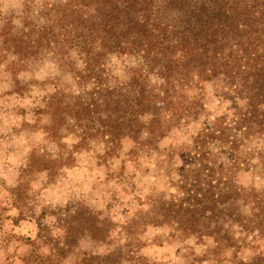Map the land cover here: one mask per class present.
I'll list each match as a JSON object with an SVG mask.
<instances>
[{
  "label": "trees",
  "instance_id": "trees-1",
  "mask_svg": "<svg viewBox=\"0 0 264 264\" xmlns=\"http://www.w3.org/2000/svg\"><path fill=\"white\" fill-rule=\"evenodd\" d=\"M44 48L77 87L64 88L55 81L43 104L50 116L48 136L57 139L59 128L73 129L77 142L72 147L99 141L105 156L116 154L122 139L132 142L129 156L156 148L173 129L205 113L200 94L191 90L201 91L205 82L217 83L222 110L211 119L207 115L177 150L168 148L165 162L174 174L164 175L170 177L173 190L151 192L146 208L140 206L145 198L139 197L124 226L129 235L156 225L198 241L209 234L215 243L213 255L235 249L236 233L264 236V0L44 3L35 17L22 20V27L11 20L0 26V61L12 56L6 68L16 91L17 74L32 68ZM69 49L76 50L75 57L67 55ZM111 55L137 58L124 80L111 81L106 65ZM150 74L159 81L152 82ZM155 105L160 114L153 112ZM176 156L180 163L173 166ZM254 161L262 179L259 188L239 180L240 171L256 168ZM49 163L32 149L24 171ZM24 183L18 181L11 190L20 211L15 223L25 219L23 211L28 210L30 218L35 215L24 206ZM37 223L40 232L35 237L49 245V253H40L36 239L25 236L31 248L21 264H54V258L65 257L82 236L97 241L111 237L112 222L83 204L57 226L61 235L56 239L50 232L42 234ZM123 259L154 264L117 249L82 252L76 264H121ZM233 264H264V253L247 260L234 257Z\"/></svg>",
  "mask_w": 264,
  "mask_h": 264
},
{
  "label": "rangeland",
  "instance_id": "rangeland-1",
  "mask_svg": "<svg viewBox=\"0 0 264 264\" xmlns=\"http://www.w3.org/2000/svg\"><path fill=\"white\" fill-rule=\"evenodd\" d=\"M63 1L66 0H0V26L11 20L22 27V20L35 17L42 4ZM67 51L68 56L75 57V49ZM50 55V49L44 48L42 58L31 64L32 68L17 74L20 91L14 89L15 83L6 68L12 56L8 54L0 61V264H21L20 258L31 248L26 244L25 236L35 238L40 246L38 251L48 254L49 245L42 242V238L35 237L36 232H40L37 222L42 234L50 232L49 237L56 239L61 235L57 226L78 204L88 206L100 218L109 219L112 222L111 237L97 241L82 236L65 257L54 258V264H76L82 252L93 254L116 249L130 250L154 264H233L234 257L247 260L264 253V236L255 233H236L238 246L235 249L227 248L213 255L210 250L215 243L209 234L198 241L194 236L173 233V229L165 225L147 226L134 236L124 228L138 206L140 196L145 198L140 201L143 202L140 206L146 208V198L151 192L173 190L170 177L164 175L172 172L167 169L169 164L164 155L169 147L177 150L183 141L201 128L207 115L211 119L222 110L216 82L203 83L201 91L191 90L200 94L205 113L185 127L173 129L157 142L156 148L129 156L132 142L122 139L117 153L105 156L104 145L99 141L91 140L86 146L72 147L77 142L73 129L59 128L57 139L48 136L46 130L50 116L44 111L43 104L54 91L55 81L64 88L77 89L68 71L54 65ZM137 63L134 56L111 55L106 64L111 81L124 80L128 68ZM149 78L152 82L159 81L154 74ZM153 112L161 113L159 105L153 107ZM32 149L44 155L50 163L25 172ZM70 152L72 157H67ZM179 163L176 156L172 164ZM254 163L256 168L238 173L239 180L244 185L259 188L262 179L258 176L257 161ZM24 174L26 178L22 176ZM20 180L25 181L24 206L33 210L35 215L30 218V212L23 211L25 219L15 223L20 211L11 190ZM121 264L129 262L123 259Z\"/></svg>",
  "mask_w": 264,
  "mask_h": 264
}]
</instances>
